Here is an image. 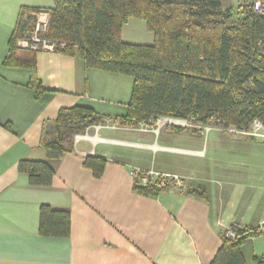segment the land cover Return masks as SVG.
I'll list each match as a JSON object with an SVG mask.
<instances>
[{
    "label": "crops",
    "instance_id": "obj_1",
    "mask_svg": "<svg viewBox=\"0 0 264 264\" xmlns=\"http://www.w3.org/2000/svg\"><path fill=\"white\" fill-rule=\"evenodd\" d=\"M53 7L54 0H0V264H212L231 225H264V202H258L264 185L237 151L201 150L204 132L163 129L164 118L156 130L114 122L128 112L132 76L87 67L78 51L29 50L20 56H32L33 65L6 63L22 9L49 13ZM122 40L153 45L155 37L145 20L132 18ZM34 78L42 82L41 93ZM76 106L93 109L106 123L76 136L59 160H49L44 130L61 109ZM199 126L206 135L217 130ZM88 156L106 159L101 176L85 165ZM23 161L49 162L53 183L32 185L20 171ZM137 169L193 175L204 197L171 189L141 194ZM44 205L69 212L68 236L40 232ZM242 252L247 264L264 256V233L247 239Z\"/></svg>",
    "mask_w": 264,
    "mask_h": 264
},
{
    "label": "trees",
    "instance_id": "obj_2",
    "mask_svg": "<svg viewBox=\"0 0 264 264\" xmlns=\"http://www.w3.org/2000/svg\"><path fill=\"white\" fill-rule=\"evenodd\" d=\"M21 12L10 41L11 54L26 25L21 23L22 15L39 11L23 8ZM48 12L46 36L66 44L57 51L69 55L78 51L87 67L134 78L127 114L113 118L120 126L170 118L202 126L214 120L224 128L245 129L256 119L264 121V17L253 10L230 27L226 25L229 11L223 10L221 0H54ZM132 18L147 22L155 37L153 45L122 40V29ZM11 54L7 64H34L32 56L27 60L11 58ZM32 84L38 93L44 90L39 79L34 78ZM106 120L88 107L61 109L42 137L49 160L62 158L76 136ZM50 128L57 135L49 137ZM85 165L101 176L106 159L88 156ZM20 171L36 186H49L55 177L49 162L23 161ZM138 180L139 193L155 196L160 192L139 185ZM191 193L204 197V192ZM40 213L43 235L70 234L69 212L44 205ZM235 226L239 225L230 227ZM236 231V240L224 236L212 264H247L242 247L247 239L263 234L264 225ZM252 264H264V256L254 257Z\"/></svg>",
    "mask_w": 264,
    "mask_h": 264
},
{
    "label": "rangeland",
    "instance_id": "obj_3",
    "mask_svg": "<svg viewBox=\"0 0 264 264\" xmlns=\"http://www.w3.org/2000/svg\"><path fill=\"white\" fill-rule=\"evenodd\" d=\"M222 8L224 11H229V18L226 21V25L228 27L236 25L240 22L246 15L252 10V4L254 0H221ZM32 13V12H31ZM30 13V14H31ZM29 13L22 15L21 23L23 22L26 25L21 29V36L17 38L15 43V48L12 51L11 58L17 57L21 58V54L23 51H29L26 49H22L19 47V42L23 40L27 35V33H31L34 28L35 19ZM26 35V36H25ZM173 122V120H169L168 118L160 119V122L153 123L150 126H155V130L158 129V126L161 124L163 129L170 130L173 127L181 126L190 129L192 133H196V135L201 136V133L204 132L203 138L198 142V147L201 150H235L239 153V157L244 159L246 164L250 165V167H254L257 170L255 173H258V177H255V180L259 182L261 185H264V137H245V138H233L226 132L227 128H224L222 125H218L214 120H211V123L208 126H212L217 130H212L206 135L205 127H200L197 124H191L190 122H186V120H182L184 122L174 121L173 123L177 124H164V122ZM179 122V123H178ZM105 122L101 124H105ZM99 124V125H101ZM94 126V125H93ZM92 127V126H90ZM89 127V128H90ZM88 128V129H89ZM87 129V130H88ZM225 130V131H224ZM50 132L52 134L49 137H53L57 135V131L50 128ZM181 179L184 184V188L180 189L186 192L196 190L198 192H203L202 186H198L197 182L194 180L193 175H189L187 173H180ZM185 175V176H182ZM197 183V184H196ZM245 194L248 196L250 194V190L245 191ZM261 204L264 202V187L260 188V198H258V202Z\"/></svg>",
    "mask_w": 264,
    "mask_h": 264
},
{
    "label": "built area",
    "instance_id": "obj_4",
    "mask_svg": "<svg viewBox=\"0 0 264 264\" xmlns=\"http://www.w3.org/2000/svg\"><path fill=\"white\" fill-rule=\"evenodd\" d=\"M252 10L259 16L264 17V0H254ZM30 14V13H29ZM35 23L31 33L26 32V37L19 42L22 49L40 52H56L59 48L66 47V44L52 40L46 36L49 30V13L45 11L32 12ZM225 131V130H224ZM226 132L233 138L264 137V121L256 119L245 129L230 126ZM136 177H139L138 184L143 187L156 188L159 190H180L184 188L183 181L179 175L159 173L156 171L136 170ZM239 226L229 227L225 233L227 239L236 240L239 238L236 229Z\"/></svg>",
    "mask_w": 264,
    "mask_h": 264
},
{
    "label": "bare ground",
    "instance_id": "obj_5",
    "mask_svg": "<svg viewBox=\"0 0 264 264\" xmlns=\"http://www.w3.org/2000/svg\"><path fill=\"white\" fill-rule=\"evenodd\" d=\"M173 122H174V121H173ZM179 122H180V121H179ZM179 122H178V123H179Z\"/></svg>",
    "mask_w": 264,
    "mask_h": 264
}]
</instances>
